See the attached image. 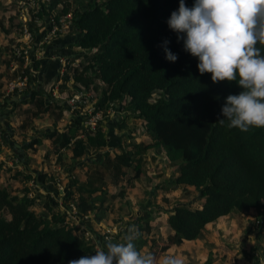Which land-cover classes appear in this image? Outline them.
Here are the masks:
<instances>
[{
    "label": "trees",
    "instance_id": "trees-1",
    "mask_svg": "<svg viewBox=\"0 0 264 264\" xmlns=\"http://www.w3.org/2000/svg\"><path fill=\"white\" fill-rule=\"evenodd\" d=\"M66 1L48 0L47 5L38 6L35 16L42 19L52 14L51 18L57 22L71 13L73 44L87 51L79 64L86 63L84 70L91 74L74 79L85 88L94 79L104 86L92 112L105 111L118 103L119 110L127 112V118L144 122L150 139L132 151L120 147V152L112 157L104 151L97 161L84 160L83 164L89 167L85 179L81 183L71 179L66 194L67 197L76 194L69 199L75 200L77 213H90L97 221L104 218L108 200L123 191L120 187L112 194L105 185L120 186L116 178L120 179L125 170L121 164L131 166L139 160V150L147 148L162 149L175 165L176 174L155 190L192 186L202 203L194 208L182 203L173 205L165 218L171 231L162 240L148 237L154 209H143L129 223L142 234L136 241L139 250L148 243L147 250L160 256L170 246L197 239L207 223L224 215L263 208L264 128L243 132L217 123L223 119L221 107L225 98L239 94L242 89L236 81L213 83L210 73H199L198 59L184 50L183 40H178V34L167 25L170 14L178 10L179 0H90L79 10H69ZM184 2L191 8L194 0ZM32 26L33 35L36 23L32 22ZM165 47L177 55L175 62L165 59ZM21 65L22 61H18L12 78L20 72L27 77V68ZM155 92H159L158 96L152 99ZM41 96L31 91L18 102H33L36 106L33 113L50 112L53 102L45 105ZM80 121L77 119L75 124ZM75 130V125L66 134L50 129L44 136L55 137L57 150L68 147L76 159L84 158L88 149L106 148L112 139H106L100 123L86 130L80 139L74 138ZM39 143L40 139L33 137L22 146L27 149ZM139 168L138 164L131 166L135 171L131 178L138 176ZM15 175H21L24 181L33 179L34 184H43L46 179L44 172L33 178L29 173ZM48 200L51 205L57 204L52 198ZM33 204L34 198L28 195L25 186L12 194L7 185L0 184V264H68L69 260L92 255V242L74 234L78 226L66 224L61 213L51 211L49 205H46L49 215L38 214L32 209ZM202 264H210V257Z\"/></svg>",
    "mask_w": 264,
    "mask_h": 264
},
{
    "label": "crops",
    "instance_id": "crops-1",
    "mask_svg": "<svg viewBox=\"0 0 264 264\" xmlns=\"http://www.w3.org/2000/svg\"><path fill=\"white\" fill-rule=\"evenodd\" d=\"M18 1L19 0H0V184L7 186L9 184H18L19 186L23 184L21 186H25L28 189V195L34 198L33 206L35 204L38 205L39 211L34 212L42 215H49L50 210L59 211L64 218L69 204H74L75 202V200L69 198L75 197L76 194L73 193L74 195H68V197L66 195L67 190L72 184L71 179H76L78 183H81L85 179V173H87L89 167L82 163V166L76 165L79 161L73 157L70 148L65 147L57 150L56 138H48L44 136V134L50 130V127L51 130H56L58 134H66L67 129L75 125L76 134L74 138L80 139L83 137L79 133L81 132L82 126L86 127L84 124L85 120H81L79 125H76L75 121L77 119L87 118L86 114H88V112L86 114L84 112L85 110H89V90L91 94L92 92L94 93V91L90 89V85L85 88L81 83L75 81L76 69L74 67L80 65L79 63L80 61L82 62V57L87 51L74 46V32L71 29L70 23L56 35L43 39L48 28V19L52 14L44 16L31 40L23 44L27 49V55L31 61V63L27 65L28 86H25L24 89L20 91L16 89L7 91L6 83L12 78L11 73L13 71L9 68L10 50L13 45L18 43L20 36L17 29L20 25L18 18L19 10L17 7ZM88 1L90 0H86L84 3L79 1L81 5L77 1L79 6H81L80 9L83 8ZM35 2L37 5H47L44 0H35ZM62 3L65 4L64 2ZM73 10H75V8ZM64 16H61L60 19H64ZM79 68L81 70V66H79ZM31 91L40 93L42 95L41 100L44 101L45 105L48 104L47 102L50 104L53 102V104L60 107V110L53 108L54 105L52 104V110H50V112L33 113L36 110L34 109L35 104L33 102H18L25 96H29ZM75 94H77L82 101L77 103L78 105L75 109L70 110L68 99L76 96ZM95 100L96 98L92 100V102L94 103ZM110 109L111 108H108L105 112L110 113ZM26 110H28L29 113L25 122L27 124L31 123L28 128V133H32V138H39L40 143L37 144V146L34 145L32 148L24 149L22 146L23 143L20 144L23 136H19L13 128L14 123L16 125L22 123L20 119L23 118L22 113H25ZM75 110L78 115L74 114ZM117 112L119 114L123 111L116 108V112H111V115L116 117ZM83 114L85 116H83ZM114 117L113 119H115ZM123 125L124 124L121 125V128ZM109 127L110 126L105 125L104 128L106 139L111 136V131L107 134ZM121 128H115L116 132L120 133L122 131ZM85 130L89 129L86 127ZM131 134L134 136V133ZM148 140V142H145L144 139H137L136 136L134 138L135 143L142 142L143 144H147L150 142V139ZM25 141L27 142L28 140H24L23 142ZM120 147H124V142L119 135H116V137L111 139V142L106 148L99 150L88 149L85 160L97 161L101 159V154L104 151L108 152V155L112 157L120 152ZM147 149L150 150L149 148ZM97 154H100V158H97ZM46 155L48 156L47 158ZM87 155H89L90 158ZM80 161H82V159H80ZM16 172L22 174L29 173L32 178L33 175H36L38 172H44L46 174V179L43 184H34L36 181H33V179L24 181L21 179V175H15ZM58 179H65V182L59 183ZM134 179L135 178L130 179L132 180L130 187L126 188L124 192V198L128 200L127 202L131 205L139 200H136L137 196L134 195V192H138V186H136L137 184ZM57 185L63 188L62 192L57 189ZM110 188H114L113 185H105V189L113 194L114 191L110 190ZM159 191L160 196L169 198L167 197V191ZM48 198L56 200L57 204L51 205ZM46 205H49L51 209L49 210ZM159 208L165 210L161 206ZM114 211H117L116 207L113 208V212ZM167 211H169V209ZM109 213L110 211L107 210L104 218L99 221L92 219L90 213L78 215L80 224L92 231L91 233H94L95 237L99 240V246H103L108 239H112L113 242L119 240L117 235L121 234L123 236L127 228L130 227L128 223L123 229L121 228L122 224H120V220H128L131 216L130 211H118L116 217L120 220L114 222L111 219L113 214ZM107 215L111 217H107ZM65 223L70 225L72 220L65 219ZM168 233H170V229ZM103 236H107V239H103ZM194 241L195 240H185L178 246H170L162 254L170 250L180 253V250L184 246ZM95 249L96 247L93 248V252ZM187 264L190 263L188 262Z\"/></svg>",
    "mask_w": 264,
    "mask_h": 264
},
{
    "label": "clouds",
    "instance_id": "clouds-1",
    "mask_svg": "<svg viewBox=\"0 0 264 264\" xmlns=\"http://www.w3.org/2000/svg\"><path fill=\"white\" fill-rule=\"evenodd\" d=\"M167 25L183 40L184 50L198 59L201 75L210 73L213 83L236 81L242 89L225 98L223 119L217 123L243 132L264 128V0H194L191 8L179 0ZM164 51L166 60H177L168 48ZM141 235L132 225L119 240L108 239L94 255L68 264H187L177 251L156 256L139 250Z\"/></svg>",
    "mask_w": 264,
    "mask_h": 264
},
{
    "label": "rangeland",
    "instance_id": "rangeland-1",
    "mask_svg": "<svg viewBox=\"0 0 264 264\" xmlns=\"http://www.w3.org/2000/svg\"><path fill=\"white\" fill-rule=\"evenodd\" d=\"M77 1L84 3L86 0H67L66 4L70 10H73L74 8L75 10H79L81 7L79 4L81 5V3L79 2L78 4ZM79 66L74 67L76 69V76L85 77L91 75L87 74V70H84L87 68L86 63L81 65V70ZM82 71H84L85 74ZM89 85L90 89H93L95 93L94 94L92 92L91 94V91L89 90L90 101L88 102V105L89 110H91L93 108L92 100L99 97V94L104 86L102 83L99 84L95 79ZM158 93L159 92L153 93L152 99H155L158 96ZM75 95L77 96V94ZM34 107V109H36V106ZM109 108H111L109 111L110 113L103 112V115L98 120V122L95 123V125L97 126L100 123V125H103V129L105 128V125L110 126L107 134H109L111 131L110 137L112 139L116 137V135H119L121 140L124 142V150L132 151L133 147L135 149V146L137 145H139L138 148L141 147L143 143H135V136L137 139H144L145 142L149 141V136L144 130L143 121L133 117L127 118V112L125 110H121L123 112L119 114L117 112L116 117H114V115L112 116L111 112H116L118 103H114V105ZM88 111L85 110L84 113L86 114ZM28 113V110H26L25 113H22L23 118L20 119V121H22L21 124L16 125L14 123L13 129L18 133L19 136H23L20 144H22L24 140L29 141L32 138V133H28V128L31 123L27 124L25 122L27 120ZM53 113L56 112L54 111ZM74 114L78 115L76 110ZM83 116L85 115L83 114ZM86 116H88V114H86ZM113 117L115 119H113ZM80 120H87V118H82ZM122 124H124L121 128L122 131L120 133L116 132L115 128L118 126L121 127ZM49 129H51V127ZM85 133L86 130L81 128V132L79 134L84 136ZM131 133H134V136H132ZM149 149L150 150L140 149L139 154L141 155L139 160H136L131 164V166L138 164L140 167L139 174L134 179L137 184L136 186H138V192H134V195L137 196L136 200H139L135 204L131 205L129 202H127L128 200L124 198L125 189L130 187V183L133 180H130L131 175L135 171L131 169V166L127 167V165L121 164L125 170H123V174L121 175L120 179L119 176L116 178L117 181L119 180L118 184L120 186L113 185L114 188H110V190L114 191L113 194H116L121 187V189L123 188L122 195L112 200H108V211H110L113 216L111 217L107 215V217H111L113 222L119 221L120 219H117L116 217L118 211H130L131 216L128 218V220H120V224H122L121 228L124 229V226L130 223L134 216L140 215L143 209H154L153 218L150 222L151 231L148 237L150 236L157 240H162L169 231V226L165 222V218L168 214L167 210H170L173 205L178 203L186 204L188 207L194 208L202 203V199L197 198V193L192 186L185 185H180L176 188L165 190L167 191V197L169 198L160 196V191L155 190V187L176 174L175 165L168 161L162 149ZM87 156L90 158L89 155ZM47 157L48 156L46 155V158ZM97 158H100V154H97ZM80 159H82V161H80ZM80 159H78L79 162H77L76 165L82 166L81 163L83 164L84 160L86 159V155L84 158ZM65 179H58V182H65ZM21 185L19 186L18 184H9V191L12 194L19 193L24 187ZM145 197H147L148 200ZM163 198H166V200L163 201ZM160 206L165 210H161V208H159ZM115 207L117 211L113 212V208ZM32 208L34 211H39L38 205L36 204L32 206ZM263 212L264 207H261L257 210L249 209L243 212L233 211L227 215H224L212 223L206 224L207 226L205 225L201 235L195 239L193 243L184 246L180 250V253L186 257L187 263L189 262L190 264H200L207 257H210V264H264ZM1 213L2 212H0V214ZM147 248L148 243L142 247L141 251L147 250Z\"/></svg>",
    "mask_w": 264,
    "mask_h": 264
},
{
    "label": "built area",
    "instance_id": "built-area-1",
    "mask_svg": "<svg viewBox=\"0 0 264 264\" xmlns=\"http://www.w3.org/2000/svg\"><path fill=\"white\" fill-rule=\"evenodd\" d=\"M46 3L48 0H44ZM39 5L36 4L35 0H19L17 3V7L19 10V21L20 25L18 28L19 33V41L17 44L13 45L10 50V61H9V68L13 70L12 72H15L17 70L18 61H22V68H27V65L31 63L30 58L27 55V49L23 45L24 43H27L32 38V31H34L32 22L36 23V29L42 19H37L35 16V13L37 11ZM71 13H67L64 16V19H59L57 22H54L53 19L50 17L48 19V28L47 31L44 34L43 39H47L48 37L52 35H56L61 30H63L67 24L70 23ZM33 28V29H32ZM22 43V45H21ZM27 77L23 74L17 73L15 77L11 78L6 83V89L7 91H13L17 90L20 91L24 89L26 85ZM80 100L79 96H74L70 99H68V105L70 110H73L78 105L77 103ZM93 108L88 111L87 120L84 121L85 126L87 129L92 130L95 126L96 121H98L101 116L103 115V112L101 110H97L94 113L92 112ZM0 148H1V139H0ZM57 189L62 192L63 188L59 185H57ZM78 215L77 210L75 208L74 204H69V206L66 209V212L64 214V219L72 220V223L69 226H78V229L74 231V234L83 238L85 241H91L93 244V248L98 246L99 240L95 237L94 233H91L89 229H86L84 226L80 224L78 221ZM103 239H107V236H103ZM102 240V238H101ZM92 255H94V252H92Z\"/></svg>",
    "mask_w": 264,
    "mask_h": 264
}]
</instances>
